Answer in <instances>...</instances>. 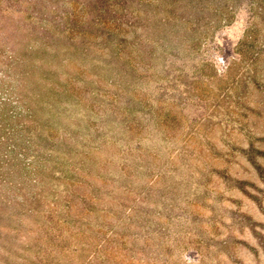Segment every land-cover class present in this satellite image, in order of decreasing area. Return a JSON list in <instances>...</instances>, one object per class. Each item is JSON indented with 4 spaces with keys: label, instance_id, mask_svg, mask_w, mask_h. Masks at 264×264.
<instances>
[{
    "label": "rangeland",
    "instance_id": "374dc122",
    "mask_svg": "<svg viewBox=\"0 0 264 264\" xmlns=\"http://www.w3.org/2000/svg\"><path fill=\"white\" fill-rule=\"evenodd\" d=\"M0 264H264V0H0Z\"/></svg>",
    "mask_w": 264,
    "mask_h": 264
}]
</instances>
